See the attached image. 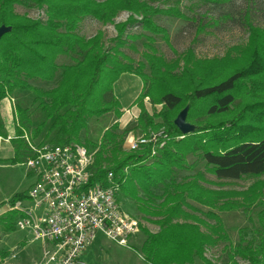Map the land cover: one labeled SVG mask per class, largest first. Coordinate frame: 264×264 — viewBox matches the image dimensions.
Returning a JSON list of instances; mask_svg holds the SVG:
<instances>
[{
  "label": "trees",
  "instance_id": "obj_1",
  "mask_svg": "<svg viewBox=\"0 0 264 264\" xmlns=\"http://www.w3.org/2000/svg\"><path fill=\"white\" fill-rule=\"evenodd\" d=\"M154 1L0 0V25L9 27L0 37V100H13L12 160L19 162L31 156L24 136L33 145L76 143L85 147L92 153L91 184L101 183L111 171L119 192L157 225L151 232L133 215L144 237L138 247L131 248L146 264H193L196 259L214 264L204 251L217 242L225 243L224 264H264L263 180L256 179L242 190L212 189L200 184L202 176L196 172L187 181L164 184V195L156 206L148 197L150 186L170 177L174 169H191L194 163H188V157L202 161L204 171L218 179L264 175V27L253 25L244 14V44L211 58L196 57L187 47L177 58L166 61L155 54L150 36L127 32L138 26L168 43L167 31L153 17H187L177 6L159 7ZM15 5L41 8L44 18L18 14ZM120 12L127 13L126 18L114 22ZM86 17L103 25L113 24L112 45L104 47L100 30L88 38L77 33L78 24ZM142 36L146 39L142 43L143 61L133 66L120 48ZM61 57L69 62L58 63ZM57 70L60 76L53 87L44 90L30 84L54 81ZM122 73L135 74L141 80V89L132 102L138 108L132 128L139 133L163 128L167 135L152 156L150 144L122 151L126 136L134 134L132 129L118 130L122 109L112 84ZM20 92L33 94L29 107L18 100ZM144 98L159 103L160 110L149 114ZM185 106L186 121L194 126L189 134H181L173 124ZM108 112L115 120L98 141L79 138L89 118ZM36 113L40 117L33 119ZM6 135L0 121V136ZM25 193H13L7 202L12 204ZM189 202L205 209L202 214L214 222L211 231L203 232V222L186 212L185 208L193 209ZM239 209L254 225V242L238 234L231 243L216 213ZM250 211L255 222L248 215ZM18 216L14 210L1 213L0 229L13 231Z\"/></svg>",
  "mask_w": 264,
  "mask_h": 264
},
{
  "label": "rangeland",
  "instance_id": "obj_2",
  "mask_svg": "<svg viewBox=\"0 0 264 264\" xmlns=\"http://www.w3.org/2000/svg\"><path fill=\"white\" fill-rule=\"evenodd\" d=\"M153 4L159 7L177 6L187 17L186 20L164 15L153 17V21L157 25L164 27L167 31L168 43L159 35L142 32L138 26L128 28L127 32L142 33L144 36H150L152 40L148 43L154 49L155 54L160 55L166 61L177 58L187 47L192 48L196 57L211 58L222 56L231 46L244 44L247 38V29L243 21L244 14L248 16L253 25L264 27V0H216V2H204L202 0H156ZM14 11L18 14H25L30 18H44L43 10L31 5H15ZM126 16L127 13L120 12L113 21H123ZM98 30L103 33L104 47L112 45L111 39L115 36L113 24L103 25L86 17L80 21L77 27V33L85 38L92 36ZM144 36L133 42L127 41L120 48V51L130 59L133 66L136 62L143 61L142 52L144 51V47L142 43L146 42ZM57 62L68 63L69 60L61 57ZM143 71H147L146 66ZM59 76L60 70H57L54 81L49 83L30 81V84L40 89H49L55 85ZM17 97L22 105L25 104L29 107L33 94L31 92H20ZM9 100L11 109L13 110V100ZM143 104L149 114L157 113L161 108L159 103H151L147 98H144ZM38 117L40 116L37 113L33 115V119ZM135 117L131 118L125 125L119 124L118 130L128 128L134 131V136L140 135L141 133L137 129L134 130L132 128ZM114 120L112 112L105 113L98 118H89L86 129L82 130L79 138L81 140L90 139L98 141L102 131ZM159 129L153 131H158ZM122 151L127 152L128 150L122 148ZM12 155L13 144L10 140L1 143L0 203L2 204L0 205V214L3 213L6 204H9L7 202L8 198L15 192L26 191L32 181V178L26 173L24 166L20 163L24 159L17 162L12 160ZM191 162L194 163L191 169H174L170 177L165 178L156 186H150V195L148 197L151 205L156 206L161 201L164 195V184L170 181H187L196 172L202 176L200 184L212 189L242 190L256 179L264 181V175L259 177L244 175L239 179H218L204 171L202 161L188 157V163ZM138 195L142 197L143 192L139 190ZM116 199L120 210L132 216L136 215L140 220V224L149 231L154 232L157 230V225L148 221L147 216L144 217L135 208L136 204L132 199L122 195L120 192L116 193ZM262 201L264 203V188L262 190ZM189 204L193 209L185 208L186 212L203 222L200 223V229L203 232L211 231L210 229L214 226V222L202 214L201 211L205 209L192 202H189ZM216 213L219 215L223 230L226 232L231 243L236 242L238 234L243 235L249 242L255 241L254 225H252L251 220H248L241 209L223 212L216 211ZM248 215L255 222L254 212L250 211ZM143 237L142 233L136 232L129 237L127 246H119L97 232L92 244L81 254L80 264H146L143 262L141 255L131 248L138 247ZM30 239L31 236L26 230H19L15 227L13 231L5 233L0 229V264H34L41 256L42 242ZM224 245V242H217L214 246L206 247L204 256L214 264H224ZM46 246H48L47 243ZM193 264L203 263L196 259Z\"/></svg>",
  "mask_w": 264,
  "mask_h": 264
},
{
  "label": "built area",
  "instance_id": "obj_3",
  "mask_svg": "<svg viewBox=\"0 0 264 264\" xmlns=\"http://www.w3.org/2000/svg\"><path fill=\"white\" fill-rule=\"evenodd\" d=\"M11 138L14 135L0 136V144ZM24 138L31 156L21 165L32 181L25 196L6 204L3 212H18L15 227L26 230L30 240L42 242L41 256L34 264H80L81 254L97 232L119 246H127L139 223L120 210L112 172L107 171L101 183L91 184L92 153L85 147L76 143L33 145ZM166 138L163 128L136 136L129 133L124 145L134 151L150 144L152 156Z\"/></svg>",
  "mask_w": 264,
  "mask_h": 264
},
{
  "label": "crops",
  "instance_id": "obj_4",
  "mask_svg": "<svg viewBox=\"0 0 264 264\" xmlns=\"http://www.w3.org/2000/svg\"><path fill=\"white\" fill-rule=\"evenodd\" d=\"M140 89H141V80L135 74L122 73L113 82L112 92L113 95L118 100L122 109V114L118 119L119 124L125 125L131 118L137 115L138 108L135 105H133L132 102L139 93ZM9 99L10 98L6 97L0 100V121L3 125V128L7 136H13L14 134L13 133L14 122H13V114H12L13 110L11 109Z\"/></svg>",
  "mask_w": 264,
  "mask_h": 264
},
{
  "label": "water",
  "instance_id": "obj_5",
  "mask_svg": "<svg viewBox=\"0 0 264 264\" xmlns=\"http://www.w3.org/2000/svg\"><path fill=\"white\" fill-rule=\"evenodd\" d=\"M9 27L0 25V37L3 33L8 32ZM186 111L187 107L185 106L181 109L173 119L174 126L178 129L181 134H189L194 130V126L186 121Z\"/></svg>",
  "mask_w": 264,
  "mask_h": 264
}]
</instances>
